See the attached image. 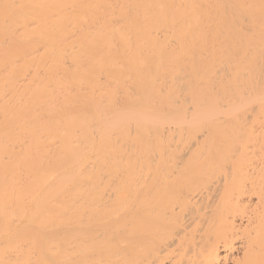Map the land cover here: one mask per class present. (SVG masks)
<instances>
[{
  "label": "bare ground",
  "instance_id": "1",
  "mask_svg": "<svg viewBox=\"0 0 264 264\" xmlns=\"http://www.w3.org/2000/svg\"><path fill=\"white\" fill-rule=\"evenodd\" d=\"M0 70V264H264V0H0Z\"/></svg>",
  "mask_w": 264,
  "mask_h": 264
},
{
  "label": "rangeland",
  "instance_id": "2",
  "mask_svg": "<svg viewBox=\"0 0 264 264\" xmlns=\"http://www.w3.org/2000/svg\"><path fill=\"white\" fill-rule=\"evenodd\" d=\"M1 35H2V34H1ZM3 35H4V34H3ZM3 35H2V36H3ZM4 38H5V37H4ZM4 38H2V42H3V39H4ZM4 41H5V39H4ZM3 44H4V42H3ZM3 44H2V46L4 47V45H3ZM3 64H7V63H5V61H4V63H3ZM6 66H7V65H6ZM2 67H3V68H1V69H3V71H4V69H5V65H4V66H2ZM1 71H2V70H0V72H1ZM3 71H2V72H3ZM5 71H6V69H5ZM5 71H4V72H5ZM4 89H5V88H4ZM4 91H5V90H4ZM5 92H6V91H5ZM5 92H3V93H5ZM5 95H6V93L4 94V96H5ZM6 98H7V97H6Z\"/></svg>",
  "mask_w": 264,
  "mask_h": 264
}]
</instances>
